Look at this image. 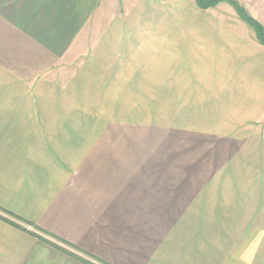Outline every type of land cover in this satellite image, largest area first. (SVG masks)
<instances>
[{
	"label": "crops",
	"instance_id": "crops-1",
	"mask_svg": "<svg viewBox=\"0 0 264 264\" xmlns=\"http://www.w3.org/2000/svg\"><path fill=\"white\" fill-rule=\"evenodd\" d=\"M103 1L0 0V264H264V46L227 2Z\"/></svg>",
	"mask_w": 264,
	"mask_h": 264
},
{
	"label": "trees",
	"instance_id": "trees-1",
	"mask_svg": "<svg viewBox=\"0 0 264 264\" xmlns=\"http://www.w3.org/2000/svg\"><path fill=\"white\" fill-rule=\"evenodd\" d=\"M196 4L202 8H208V7H213L216 4H218L219 2H227L229 3L235 10L236 14L238 15V17L245 22L254 32V36L255 39L257 40L258 43H260L261 45L264 46V27L263 25L258 22L254 17H252L247 11L246 9L239 4L236 0H195ZM14 222V221H12ZM15 223V222H14ZM34 233V232H33ZM36 236H38L39 238L46 239L44 236L42 235H38V233H34ZM51 242V241H50ZM52 244H54L55 246L63 249L64 251L76 256L77 258L81 259L82 261L88 263V264H94L92 262H90L89 260H87V258L83 257L82 255H78L76 252L77 249H68L66 247H62L54 242H51ZM69 247V246H68ZM71 247V246H70ZM73 248V247H71ZM76 251V252H74Z\"/></svg>",
	"mask_w": 264,
	"mask_h": 264
},
{
	"label": "rangeland",
	"instance_id": "rangeland-1",
	"mask_svg": "<svg viewBox=\"0 0 264 264\" xmlns=\"http://www.w3.org/2000/svg\"><path fill=\"white\" fill-rule=\"evenodd\" d=\"M104 3V1L103 0H101V2H100V4H103ZM34 78H32V79H29L28 81H27V84L28 85H30V83H31V80H33ZM0 213L3 215V217H5V218H7V219H9V220H11L9 217H11L10 215H7V214H5V213H3L2 211H0ZM9 216V217H8ZM19 225H21L23 228H25L26 230H29V231H31V232H34V233H37V231L31 226V224H29V223H22V224H19ZM38 235H42V236H44L45 237V233L44 234H42V233H40V232H38ZM46 238V237H45ZM48 238V237H47ZM46 238V239H47ZM50 239V238H49ZM50 240H52V241H55V242H57V243H59L58 241H56V240H53V239H50ZM60 244V243H59ZM66 248H68V249H71L72 250V248L71 247H66ZM76 252V251H75ZM83 256V255H82ZM83 257H85V258H87V260H89L90 262H92V263H94V264H104V263H99V262H97V261H95V260H93L92 258H90L89 256H83Z\"/></svg>",
	"mask_w": 264,
	"mask_h": 264
}]
</instances>
